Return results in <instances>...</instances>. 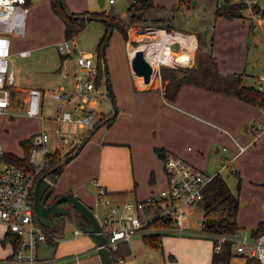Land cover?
I'll use <instances>...</instances> for the list:
<instances>
[{
	"label": "crops",
	"instance_id": "obj_1",
	"mask_svg": "<svg viewBox=\"0 0 264 264\" xmlns=\"http://www.w3.org/2000/svg\"><path fill=\"white\" fill-rule=\"evenodd\" d=\"M64 1L72 12L91 10L89 9L91 8L90 0H79L80 4H76L75 0ZM117 1L109 4L107 0H98L101 6L98 4L99 9L94 11H104L102 10L104 5L108 4L111 7ZM152 1L154 5L152 9L162 12L161 15L151 16L157 26L159 23L156 22L162 20L161 16L166 13V8H180V6L174 5L179 4V0ZM259 1L261 0H257V7L264 9V3L260 5ZM172 5L173 7H170ZM30 6L28 10L29 23L28 25L26 23L23 34L27 47L19 50V55L21 51L26 50L28 51L26 56H30L32 52L44 50L48 42L57 44L64 38L63 23L51 11L49 0H35L34 3L31 1ZM42 11L46 13L47 17H50L53 23L55 22L58 30L54 35L55 30L48 27L46 35L49 39L43 38V35L36 31V27H39L37 25L39 12ZM105 13L109 14L108 11ZM59 21L61 25L58 24ZM128 21L129 18L126 22ZM215 21H220L223 29L231 27L235 30L240 29L242 32L241 37L235 39L238 46L237 51H231L228 56H223L227 57L228 61L223 57L218 58L213 50L218 73L225 78L239 74L244 83H252L254 86L256 77L250 78V75L246 73L247 52L244 49L245 42L243 41L246 40L248 45L254 44L255 40L262 42L264 24L244 18L222 16L215 17ZM146 25L135 23L127 29L128 40L123 41L126 53L124 55L127 61L124 66L123 82H126V85L123 82H118L113 76L116 68L113 72L111 71V76L107 70L108 78H105L106 89L104 92L111 100L112 97L114 98V101H111L112 106L109 112L113 113L115 109L114 120L110 124L108 122L100 123L91 130L89 135L88 131L93 125L91 127L88 125L73 127L75 124L55 121L57 114L64 110L71 111L73 115L85 114L86 111L93 113L91 105L95 103L88 104L80 110H75L71 104H62L58 108V101L51 96L52 91L57 87H63L68 91L74 88L72 75L76 72L77 66L73 56L66 57L57 52L61 60L54 62L43 54L46 66H43V63L29 64L31 69L21 68L17 74H15V69H12L14 75L13 84L10 86L12 103L8 107V113L1 114L0 117L6 119L12 117L14 115L13 107L24 112V102L30 88H37L43 92L40 100V112L43 117L42 119L30 117L24 113L33 125L19 140L21 154L18 155L4 149L3 160L9 161L8 159L15 158L23 160L25 163L24 158L27 154L30 136L43 125L49 134L50 153L57 152L63 159L71 156L64 163L63 169L55 181H52L48 176L52 183L51 198L65 192L72 193L90 207L94 215L97 214L98 219L101 218L106 207L97 203L96 186L105 188L107 196L114 206H121L126 201L132 202L148 196H156L166 186L163 159L158 156L156 148L182 157L202 171L208 172L209 175L222 174L220 164H226V167H222V170L226 169V175L235 176L234 173H229V170H235V173L240 176V182L243 183L242 193L237 195L236 221L239 228L237 233L253 236V230L260 223H264V127L258 128L260 124H263L262 108L243 102L235 95L224 92L221 84L204 83L203 86H197L192 83H183L177 89L175 97L167 98L166 92L171 94L173 91L172 80L162 79L157 68L151 78L153 81L150 80L152 84L151 82L144 83L142 78L141 81L137 80L136 74L130 66L129 60L132 53L128 45L130 40L140 44L144 38L155 39L156 34L147 30L151 24ZM162 26L166 25L162 24ZM168 26L171 28L170 31L179 32L187 36L190 43L192 42V48L184 51L177 43L173 44V53L183 52L188 55V62L183 68L192 67L197 45L196 34L176 29L171 25ZM159 28L164 29L163 27ZM61 30L62 33H60ZM34 32L37 34L35 38H33ZM112 33L114 34L115 30ZM118 39L115 40L119 41ZM47 40L49 41L47 42ZM225 40L232 39L226 38ZM94 59L96 60V57ZM65 73L69 75L67 81L63 78ZM16 81L18 85L14 84ZM149 84L151 85L149 86ZM210 85L214 87L213 90L209 88ZM17 92L21 96H17ZM47 97L51 99V102L47 100ZM51 103L54 104L52 109L50 108ZM105 115L98 119L94 116V124ZM48 121L56 125L54 127L46 125L45 122ZM85 128L87 129L85 130ZM63 135L78 140L76 145H64L61 140ZM57 139L60 141L58 142ZM0 142L3 143V141ZM2 143L0 144L2 145ZM237 143L244 147L239 153ZM2 146L4 148V145ZM64 146L67 147L66 152L61 150V147ZM244 193H246L245 196H243ZM62 204L69 205L68 202ZM196 204L192 205L188 211ZM98 206L104 209L101 214L97 213ZM56 216L61 215L53 214L52 216L57 228L60 223L56 220ZM62 218L60 230L53 236V239L39 243L37 257L41 260H53L52 264H102L95 234L84 233L75 221L65 219V216ZM200 220L201 218L198 220L199 223ZM71 223L75 227L70 233H67L65 226ZM0 227L4 229L2 233L0 232V242L3 248L0 258H4L8 257L13 246L11 241L5 239L7 233L5 227L2 224ZM160 237L161 248L151 246L143 241L144 237L140 236H134L129 242L118 243L115 249H112L116 263L211 264L214 252L212 240H207L205 237L194 238L176 234H161ZM231 253L234 257L239 256L233 253L232 249ZM239 257H241V261L236 264H245L246 259L242 256Z\"/></svg>",
	"mask_w": 264,
	"mask_h": 264
},
{
	"label": "built area",
	"instance_id": "obj_2",
	"mask_svg": "<svg viewBox=\"0 0 264 264\" xmlns=\"http://www.w3.org/2000/svg\"><path fill=\"white\" fill-rule=\"evenodd\" d=\"M109 4L116 0H107ZM135 1V0H130ZM241 2L242 18L264 24V9L257 7V0H231ZM220 4V1L217 2ZM29 7L25 0H0V115L8 113V107L12 103L10 82L14 75L9 68L11 56L12 35L22 36L25 31L26 19ZM147 30L156 34L155 39L149 43H142L141 48L146 58L152 63L154 72L160 65L175 67L185 65L186 60H178L183 55L173 53V44L177 43L182 49L187 47L179 38H189L176 31L165 29ZM155 44L158 53L166 57L167 61H153L147 56L143 46ZM56 51L63 56H73L77 70L72 75L73 87L71 91L63 87L55 88L51 96L58 101V108L62 104H71L75 110L84 109L88 104H94L103 96L100 84H96L98 76L97 62L87 49L78 48L75 37L64 39L56 44ZM21 56L28 55V51H21ZM64 80L69 79L68 74H63ZM101 83V82H100ZM254 86L264 96V74L256 77ZM106 93V92H105ZM43 92L37 88H30L27 92L24 113L30 117H39L40 100ZM263 124L264 127V107ZM55 121L67 122L76 126H92L94 114L86 111L85 114L73 115L71 111L64 110L57 114ZM62 143L76 145L75 138L63 135ZM241 152L244 147L237 143ZM49 134L42 125L41 128L32 133L29 139L28 151L25 164H19L4 159V148L0 144V224L6 232L16 239V245L8 257L0 258V264H52L53 260H41L37 257L39 243L46 241L49 235L44 227L36 221L32 207L33 188L38 177L48 173L50 163ZM166 173V186L156 196H148L143 200L126 201L121 206L111 204L106 190L102 186H96L97 203L106 207V212L98 219L101 232L105 237V246L115 249L120 242H129L134 236L146 237L153 234H185L201 235L213 241V250L218 252L222 244L230 241L235 246L234 253L252 259L258 264H264V232L256 236L245 234H216L192 230L186 227L188 209L198 203L206 184L213 175L206 174L201 169L192 165L182 157L168 152L163 160ZM226 167L227 165L224 164ZM223 166V167H224ZM44 179L49 180L48 174ZM51 183V181L49 180ZM150 212V213H149ZM149 213V214H148ZM156 218H161V224H151ZM78 233V231H75ZM120 261V260H119Z\"/></svg>",
	"mask_w": 264,
	"mask_h": 264
},
{
	"label": "rangeland",
	"instance_id": "obj_3",
	"mask_svg": "<svg viewBox=\"0 0 264 264\" xmlns=\"http://www.w3.org/2000/svg\"><path fill=\"white\" fill-rule=\"evenodd\" d=\"M33 3L35 0H31ZM79 0H75V3L77 4ZM130 1L128 0H118L115 4L111 5H104L102 10L108 11L109 14H106L108 16L114 15L115 17L119 18L123 22H126L127 19L129 18V13L127 10V6ZM215 0H189V3H184L181 2V4H174L176 6H180V8L176 9L174 8H166V13L163 14L161 17L162 20H160L159 25H171L176 29L184 30V31H191L194 32L195 34H201L204 42H201V48L204 49L205 47L207 48V45L210 44L211 38L213 39V47H214V52L218 58L223 57V56H228L231 54V51L236 50L237 51V43L236 40L237 38L241 37L242 32L240 29L235 30L234 28L228 27L226 29H223V26L220 21H215V16H214V10H215ZM263 0L259 1V4H263ZM80 4V3H78ZM31 7V6H30ZM90 7L87 10L89 12H95V9L98 8V0H90ZM170 7H173L170 6ZM156 8H161V7H156ZM165 9V8H164ZM161 10V9H160ZM145 14L146 20L141 22L142 24H148L150 25L149 27H152V29H159L157 25H155V20L151 19V16L153 15H161L162 12L159 10L151 9L148 10ZM151 14V15H149ZM31 15V14H30ZM240 22V21H239ZM27 25L29 23V12L27 15ZM61 25V22L59 23ZM37 25L40 27H36V31L43 35V38L49 39L48 36L46 35V30L48 27H51L52 30L54 31V35L56 34L57 27L55 25V22L53 23L52 20H50V17H47L46 13L44 11L39 12V17L37 21ZM132 25V24H131ZM104 26L105 24L100 21V20H90L87 22L86 27L77 34L75 38V42L80 49H87L89 50L92 54H94V58L96 57V53L98 50V43L103 35L104 31ZM130 26V25H129ZM147 26V25H146ZM26 28V27H25ZM28 29V28H27ZM264 29V27H263ZM216 31V33H215ZM25 32V31H24ZM62 33V30L61 32ZM155 33V32H154ZM36 33H33V38L36 37ZM23 36V35H22ZM19 36V35H12L10 37L11 39V56L9 58V68L12 70L15 69V74L19 71V69H31L29 64H41L43 66H46L44 64V56L47 58H51L54 60V62H60L61 58L60 55L56 51V43L48 42L44 50H38L37 52H32L30 56H21L19 55V50L22 48L27 47L25 44L24 36ZM225 36V37H224ZM39 38H42L41 36H38ZM244 37V36H243ZM119 38V39H118ZM226 38H231L232 40H225ZM264 38V37H263ZM64 39V38H63ZM61 39V40H63ZM115 39H118L119 41H116ZM242 40H244L242 38ZM123 38L120 35V33L115 30V33H111V36L108 41V45L105 48V56L104 58L106 59V65L107 70L109 71V75L111 76V73L113 72L114 68H116L114 72V77L118 82H123L124 78V66L127 63L125 60V47H124V42ZM153 40L146 39L144 38L141 40L140 44L137 43L136 41L130 40V44H136L134 47H139L142 45V43H149ZM135 42V43H134ZM245 46L244 49L247 52V67H246V73H248L250 78L253 77H258L263 73V63H264V39L262 42H258L255 40L254 44L248 45L246 43V40H244ZM15 45L13 46V44ZM216 43V44H214ZM217 46V47H216ZM174 49V48H173ZM206 53H200L198 52L197 56L193 57V66L188 69V71L194 70L196 72L193 73V75L196 73V76L198 80L205 84H216L221 86L226 87L229 83L227 82V78H219L213 75V70H212V65L209 61H206L204 59V66H199L200 64V59L205 56ZM225 58L226 61H228L227 57ZM127 59V58H126ZM201 65H203L201 63ZM102 66L104 68V64L102 62ZM168 66V65H167ZM175 67H184L181 65L176 64ZM169 69V68H167ZM182 69L181 71H183ZM112 71V72H111ZM181 71H174L176 77H178L179 72ZM158 76V74H156ZM155 77V76H154ZM153 77V78H154ZM124 85H126V82H123ZM13 84V82H10V86ZM14 84L18 85L17 81L14 82ZM120 84V83H119ZM152 84V82H151ZM149 84V86L151 85ZM100 88L101 91L104 92L106 89L105 81L104 78H101V83H100ZM223 87V88H224ZM74 89V88H73ZM17 96H21L17 92ZM47 100L51 102V99L47 97ZM19 102V101H18ZM112 103L111 99L108 96L107 93L104 92L103 96H101L97 102L94 105H91L93 109V113L96 119H98L100 116L105 115L110 112ZM54 107V104L51 103L50 108L52 109ZM12 111L14 115L12 117H9L8 119L6 118H1L0 117V142L2 145H4V149L11 151L15 154H21V148L19 145V140L26 135L28 129L33 125V123L29 122V118H27L24 115L23 111L18 110L17 107H13ZM46 125H51L54 127L56 124L52 122H45ZM73 127H76V125H73ZM87 128H85L86 130ZM3 134H2V133ZM64 132V131H63ZM65 132L67 130L65 129ZM54 139V138H53ZM58 141V139H57ZM60 141V140H59ZM58 141V142H59ZM61 143V142H60ZM61 150L66 152L67 147H61ZM224 163V162H223ZM222 167L224 164H220ZM222 167L220 168V172L225 176L226 183L228 184V187L230 190L236 194L240 195L242 193V186L243 183L240 182L239 185L237 184V178L236 176L233 175H226V169L222 170ZM224 168V167H223ZM206 174H209L208 172H205ZM50 180V179H49ZM48 180V181H49ZM245 190V188H244ZM246 193L243 194L245 196ZM143 200V199H142ZM105 208V207H104ZM104 211V209L101 206L97 207V213L101 214ZM106 210L102 213V216ZM202 215V209L199 203H197L194 207H192L188 211V218L187 222L185 223L186 227L192 230H200V223L198 220L201 218ZM75 227L73 223L71 224H66L65 226V231L67 233H70L72 229ZM4 229L0 227V232L2 233ZM179 236H185V237H194V238H203L199 237L198 235H179ZM149 237V236H148ZM147 237V238H148ZM207 240H210L209 238L205 237ZM146 239V237L144 238ZM143 239V241H145ZM213 247V246H212ZM232 252L234 253L235 246L232 245L231 247ZM3 250L0 242V254L2 253L1 251ZM155 252H160L159 250H154ZM230 264H236L241 261V257H234L232 256L230 258Z\"/></svg>",
	"mask_w": 264,
	"mask_h": 264
},
{
	"label": "trees",
	"instance_id": "obj_4",
	"mask_svg": "<svg viewBox=\"0 0 264 264\" xmlns=\"http://www.w3.org/2000/svg\"><path fill=\"white\" fill-rule=\"evenodd\" d=\"M220 1L218 5L217 2ZM181 2L189 3V0H179V4ZM215 10L214 16L217 18L219 16L225 18H242L241 9L243 5L241 2H232L231 0H215ZM25 4L29 7L31 4V0H25ZM51 11L61 19L63 23V34L64 39H70L76 37L79 32H81L87 25V22L90 20H101L105 24V29L102 37L98 43V50L96 53V61L98 68V76L96 78V84H100L101 78H108L107 68L105 66V48L108 45L109 38L113 30H117L122 36L124 41L128 40L127 29L129 25L135 23H141L146 20V12L153 8L152 0H135L130 1L127 10L129 13V21L123 22L119 18L114 15H106L105 11H97V12H89V11H81V12H72L67 7L64 0H49ZM158 27H163L166 31H170V26H162L158 25ZM112 29V30H111ZM111 30V31H110ZM197 45L195 48V57L198 52L206 53L203 58L200 59L199 66H204V59L209 61L212 65L213 75L216 77L224 79L225 77L221 76L218 73L217 62L215 61V57L213 55V39L211 38V42L207 45V48H201V42H204V39L201 34H196ZM135 43V42H134ZM137 44V43H136ZM134 44V45H136ZM133 45V44H132ZM133 45V46H134ZM102 62L104 64V68L102 66ZM201 63L203 65H201ZM169 68V69H167ZM184 69L183 71H181ZM174 71L179 72L178 77H176ZM194 70L188 71V69L183 67H170L167 65L159 66V74L162 79L168 78L172 80L173 91L172 95L169 92H166L167 98H173L176 95L177 89L183 83H192L197 86H203V82L199 81ZM229 83L226 87L223 88V91L226 93H230L235 95L241 101L257 105L260 107H264V96L261 94V91L258 90L252 83H244L241 79V75L233 74L228 78ZM106 83V82H105ZM211 90L214 89L212 85L209 87ZM222 91V90H221ZM114 98L112 97V100ZM116 113V112H115ZM115 114L112 112L103 116L99 120L93 124L88 131V135L91 133V130L98 126L100 123L108 122L109 124L114 120ZM29 146V142H28ZM28 146L27 150L28 151ZM157 154L163 160L165 158L166 152L163 149L156 148ZM63 159L59 156V153L55 152L50 156V163L47 169L48 176L52 181H55L59 174L63 169L64 163L69 159ZM9 161H13L19 164H25L23 160H18L15 158L8 159ZM229 173H234L237 178V184L240 183V176L238 173H235V170H229ZM202 209L201 222H200V231L206 233H216V234H236L238 231L236 216H237V208H238V197L228 187L226 183L225 177L216 173L212 176L211 180L206 184L203 190V196L201 200L198 202ZM56 220L62 224L63 218L62 216H56ZM36 219V218H35ZM37 221V219H36ZM38 222V221H37ZM161 218H156L152 221L151 224L158 225L161 224ZM60 224L56 228H47L45 226L44 229L49 235L47 240L53 239V236L58 233L60 230ZM264 232V223H260L258 227L253 230V236L258 235L259 233ZM161 234H153L150 237H146L144 239L146 243L150 244L153 247L161 248ZM145 238V237H144ZM5 239L7 241H11L13 248L16 245V239L9 234L6 233ZM213 242V241H212ZM232 243L230 241H226L222 244L221 249L218 252H213V256L211 258V264H230V258L232 257L231 253ZM109 249V254L111 258L112 264L116 263V258L114 257V252L112 249ZM245 264H258L257 261L252 259H246Z\"/></svg>",
	"mask_w": 264,
	"mask_h": 264
},
{
	"label": "water",
	"instance_id": "obj_5",
	"mask_svg": "<svg viewBox=\"0 0 264 264\" xmlns=\"http://www.w3.org/2000/svg\"><path fill=\"white\" fill-rule=\"evenodd\" d=\"M98 4L101 6L100 2ZM128 48L132 53L129 60L132 71L136 75H140L144 83H149L154 73L152 63L146 58L141 48L134 47L132 44H129ZM113 114H115V109ZM47 174L38 177L33 188L32 207L37 221L47 228L55 227L53 214L65 216V219L67 218L72 222L75 221L82 232L95 234L101 263L112 264L109 249L105 246V237L101 232V226L91 208L69 192L51 198L52 183L44 179ZM43 201L49 202L43 204ZM63 202H68L69 205H63Z\"/></svg>",
	"mask_w": 264,
	"mask_h": 264
},
{
	"label": "bare ground",
	"instance_id": "obj_6",
	"mask_svg": "<svg viewBox=\"0 0 264 264\" xmlns=\"http://www.w3.org/2000/svg\"><path fill=\"white\" fill-rule=\"evenodd\" d=\"M179 40H182V43H184V45L187 47V49H189V48L191 49L192 48V44H191L192 42L190 43L186 39H182V38H179ZM143 47H144V50L146 51L147 56H149L151 58V60H153L155 62L158 61V60L167 61L169 59L168 58L169 57V53H167L166 57H164L163 55H160L158 53L159 49H157L155 44H152L150 46H143ZM180 55H183V56L180 57V59H178V60H186L187 57L185 56L186 55L185 53H182ZM136 77H137V80L141 81L142 77L140 75H136ZM151 81H153V80H151Z\"/></svg>",
	"mask_w": 264,
	"mask_h": 264
},
{
	"label": "flooded vegetation",
	"instance_id": "obj_7",
	"mask_svg": "<svg viewBox=\"0 0 264 264\" xmlns=\"http://www.w3.org/2000/svg\"><path fill=\"white\" fill-rule=\"evenodd\" d=\"M49 201H43V204H47ZM57 224V223H56Z\"/></svg>",
	"mask_w": 264,
	"mask_h": 264
}]
</instances>
